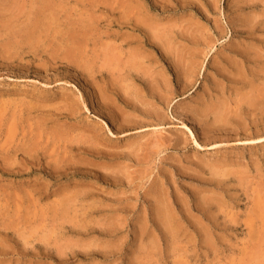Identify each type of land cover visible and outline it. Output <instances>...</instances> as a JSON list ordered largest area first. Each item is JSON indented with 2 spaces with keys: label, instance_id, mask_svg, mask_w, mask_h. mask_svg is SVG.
Masks as SVG:
<instances>
[{
  "label": "rangeland",
  "instance_id": "obj_1",
  "mask_svg": "<svg viewBox=\"0 0 264 264\" xmlns=\"http://www.w3.org/2000/svg\"><path fill=\"white\" fill-rule=\"evenodd\" d=\"M0 9V264H264V0Z\"/></svg>",
  "mask_w": 264,
  "mask_h": 264
},
{
  "label": "bare ground",
  "instance_id": "obj_2",
  "mask_svg": "<svg viewBox=\"0 0 264 264\" xmlns=\"http://www.w3.org/2000/svg\"><path fill=\"white\" fill-rule=\"evenodd\" d=\"M17 1H18V0H17ZM21 1H22V0H21ZM29 2H30V1H29ZM53 2H54V1H53ZM18 4H19V3H18ZM45 6H46V5H45ZM53 7H54V6H53ZM28 8H29V7H28ZM23 9H24V8H23ZM0 10H1V9H0ZM2 10L4 11V9H2ZM8 12H9V11H8ZM29 12H30V11H29ZM30 15H31V14H30ZM52 15H53V14H52ZM2 17H3V16H2ZM10 17H11V16H10ZM48 17H49V16H48ZM53 18H54V17H53ZM49 19H50V18H49ZM0 21H1V20H0ZM7 21H9V20H7ZM2 22H3V21H2ZM36 22H37V21H36ZM36 22H35V23H36ZM50 22H51V21H50ZM16 23H17V22H16ZM1 24H2V23H1ZM9 25H10V24H9ZM45 25H46V24H45ZM37 26H38V25H37ZM37 26H36V27H37ZM25 30H26V29H25ZM44 30H45V29H44ZM12 33H13V32H12ZM39 36H40V35H39ZM86 36H87V34H86ZM16 39H17V38H16ZM28 39H29V38H28ZM28 39H27V40H28ZM36 41H37V40H36ZM5 44H6V43H5ZM34 44H36V43H34ZM3 45H4V44H3ZM68 51H69V50H68ZM71 53H72V52H71ZM71 55H73V54H71ZM67 56H68V54H67ZM76 57H77V56H76ZM73 58H74V57H73ZM253 85H254V84H253ZM255 86H256V85H255ZM253 87H254V86H253ZM259 89H260V88H259ZM248 92H249V91H248ZM253 92H254V91H253ZM258 92H259V91H258ZM250 93H251V92H250ZM250 93H249V94H250ZM259 93H260V92H259ZM261 93H262V92H261ZM256 94H257V93H256ZM256 96H258V95H256ZM263 96H264V95H263ZM251 100H252V99H251ZM255 100H256V99H255ZM249 102H251V101H249ZM252 102H254V100H252ZM252 104H253V103H252ZM253 105H254V104H253ZM227 106H228V105H227ZM228 108H230V107H228ZM237 109H238V108H237ZM237 109H236V110H237ZM224 110H225V109H224ZM225 113H226V111H225ZM226 114H227V113H226ZM228 114H229V113H228ZM228 114H227V115H228ZM11 115H12V114H11ZM223 116H225V115H223ZM225 117H226V116H225ZM225 117H224V118H225ZM222 118H223V117H222ZM42 119H43V118H42ZM35 128H36V127H35ZM5 131H6V130H5ZM37 133H38V131H37ZM37 133H36V134H37ZM44 133H45V132H44ZM55 133H56V132H55ZM56 134H57V133H56ZM78 134H79V133H78ZM55 136H56V135H55ZM35 137H36V136H35ZM55 138H56V137H55ZM36 140H37V139H36ZM32 141H33V140H32ZM67 142H68V141H67ZM28 147H29V146H28ZM32 147H33V146H32ZM34 148H36V147H34ZM46 149H47V148H46ZM82 153H83V152H82ZM90 153H91V152H90ZM61 155H63V154H61ZM5 156H6V155H5ZM61 158H62V157H61ZM7 159H9V158H7ZM5 160H6V159H5ZM13 160H14V159H13ZM11 161H12V160H11ZM12 162H13V161H12ZM10 163H11V162H10ZM7 164H8V163H7ZM57 165H58V164H57ZM58 166H59V165H58ZM58 166H57V167H58ZM54 167H55V166H54ZM72 167H73V166H72ZM27 168H28V167H27ZM29 169H30V168H29ZM223 171H224V169H223ZM226 174H227V173H226ZM245 176H246V174H245ZM241 177H243V176H241ZM69 197H70V196H69ZM63 202H64V201H63ZM217 203H218V202H217ZM69 204H70V203H69ZM168 230H169V229H168ZM172 236H173V235H172Z\"/></svg>",
  "mask_w": 264,
  "mask_h": 264
}]
</instances>
